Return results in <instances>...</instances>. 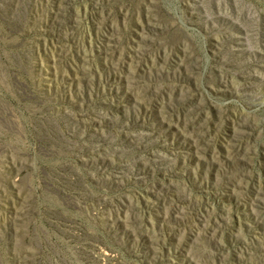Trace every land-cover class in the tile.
<instances>
[{
	"label": "rangeland",
	"instance_id": "obj_1",
	"mask_svg": "<svg viewBox=\"0 0 264 264\" xmlns=\"http://www.w3.org/2000/svg\"><path fill=\"white\" fill-rule=\"evenodd\" d=\"M0 264H264V0H0Z\"/></svg>",
	"mask_w": 264,
	"mask_h": 264
}]
</instances>
